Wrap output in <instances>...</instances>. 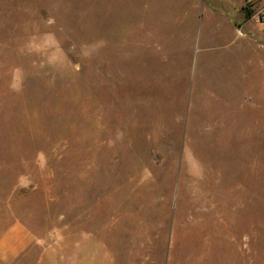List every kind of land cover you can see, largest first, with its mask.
Returning <instances> with one entry per match:
<instances>
[{"label": "rangeland", "instance_id": "374dc122", "mask_svg": "<svg viewBox=\"0 0 264 264\" xmlns=\"http://www.w3.org/2000/svg\"><path fill=\"white\" fill-rule=\"evenodd\" d=\"M249 1L0 0V237L21 221L42 239L14 264L55 243L112 264H264Z\"/></svg>", "mask_w": 264, "mask_h": 264}, {"label": "crops", "instance_id": "0c3cea01", "mask_svg": "<svg viewBox=\"0 0 264 264\" xmlns=\"http://www.w3.org/2000/svg\"><path fill=\"white\" fill-rule=\"evenodd\" d=\"M243 4L246 0H239ZM251 1V0H250ZM257 18V17H256ZM37 236L24 222L13 221L0 237V258L7 264H14L30 250L40 245ZM80 250L70 245L46 244L38 254L36 264H112L109 257L97 256L95 246L91 243V259L79 255ZM91 260V262H90Z\"/></svg>", "mask_w": 264, "mask_h": 264}, {"label": "trees", "instance_id": "16d2710c", "mask_svg": "<svg viewBox=\"0 0 264 264\" xmlns=\"http://www.w3.org/2000/svg\"><path fill=\"white\" fill-rule=\"evenodd\" d=\"M243 10L245 13V19L246 20L251 19L255 14V7H254L253 1H249V2L245 3L243 6Z\"/></svg>", "mask_w": 264, "mask_h": 264}, {"label": "built area", "instance_id": "2783aa9c", "mask_svg": "<svg viewBox=\"0 0 264 264\" xmlns=\"http://www.w3.org/2000/svg\"><path fill=\"white\" fill-rule=\"evenodd\" d=\"M259 22L264 24V10L259 11L256 15Z\"/></svg>", "mask_w": 264, "mask_h": 264}]
</instances>
